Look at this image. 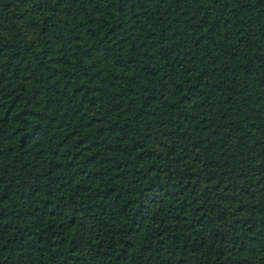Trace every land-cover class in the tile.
<instances>
[{
  "label": "trees",
  "instance_id": "16d2710c",
  "mask_svg": "<svg viewBox=\"0 0 264 264\" xmlns=\"http://www.w3.org/2000/svg\"><path fill=\"white\" fill-rule=\"evenodd\" d=\"M0 264H264V0H0Z\"/></svg>",
  "mask_w": 264,
  "mask_h": 264
}]
</instances>
